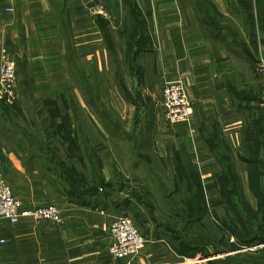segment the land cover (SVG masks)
<instances>
[{
    "label": "crops",
    "instance_id": "crops-1",
    "mask_svg": "<svg viewBox=\"0 0 264 264\" xmlns=\"http://www.w3.org/2000/svg\"><path fill=\"white\" fill-rule=\"evenodd\" d=\"M201 1L0 0V70L14 60L18 76L15 104L0 101V179L62 218L0 222V264H264V0ZM177 79L193 118L168 125L159 101ZM64 124L99 196L60 183ZM123 215L146 243L119 259Z\"/></svg>",
    "mask_w": 264,
    "mask_h": 264
},
{
    "label": "built area",
    "instance_id": "built-area-1",
    "mask_svg": "<svg viewBox=\"0 0 264 264\" xmlns=\"http://www.w3.org/2000/svg\"><path fill=\"white\" fill-rule=\"evenodd\" d=\"M263 78L262 105L264 107V62L260 63ZM18 76L16 62L7 59L0 71V95L9 104L16 102ZM161 105L165 113V121L169 124L190 123L193 118V106L187 89L181 79L165 83L161 96ZM52 218L59 220V211L52 204H44L34 209H24L21 201L15 196L12 188L0 181V221L5 220L17 224L22 217ZM114 238L110 253L116 258H130L139 253L146 239L139 233L135 221L128 215L118 217L110 226ZM4 240H0L3 243Z\"/></svg>",
    "mask_w": 264,
    "mask_h": 264
},
{
    "label": "rangeland",
    "instance_id": "rangeland-1",
    "mask_svg": "<svg viewBox=\"0 0 264 264\" xmlns=\"http://www.w3.org/2000/svg\"><path fill=\"white\" fill-rule=\"evenodd\" d=\"M200 7L205 8V9H208L209 6H208L207 0H202L200 2ZM16 68H17V64H16ZM164 86H165V84H164ZM164 86H163V88H164ZM163 88H162V91H163ZM16 96H17V99H18L17 89H16ZM161 96H162V93H161ZM161 96H160L159 105H160L161 111L163 112L164 121H165V113H164L163 107L161 105ZM0 101L4 105H6V106L7 105L8 106H13L15 104V102L13 104H9L8 101L6 100V98H3L1 95H0ZM79 119H80L79 120V130H80V133L78 135V138H76V139H78L79 141L80 140H83V141L87 142L88 132H87L86 122H85L84 119H81V118H79ZM132 121H133V118L128 119V122H129L130 125L132 124ZM46 123H47V126L49 127V124H50L49 119H46ZM165 123L168 124V125H174V124H169L166 121H165ZM65 128H66V124H64L63 131L61 132L59 130V127L58 126L53 127V131L54 132H53V137H52L53 138L52 140H53V142H55L56 147H59L60 144H63V146H64L63 148H57V150H55V152L52 151L53 157L56 156L58 160L59 159H62L63 162H66L65 163V166H64L65 168H63V172L61 173L62 178H61L60 183H61L62 187L67 191L68 194H70L72 196L73 195L74 196H77V197H74V198L82 199V198L87 197V195H92L94 197L99 196V193H100L99 187L102 186L103 184H102V182L101 183L100 182H97V181L91 182V181L86 180V175H87V172H88V165H84V164L81 165V164H79L77 167L76 166H73V165H75L74 162L77 160V158H79V161L77 160L79 163H81L82 158L85 159V151L84 150L83 151L80 150V153L81 152L82 153L77 158H75L74 155L71 156V154H70L71 149L70 148H67V146H70V145H66V143L68 144V143H71L72 141H71V137L70 136L67 137V134L65 132ZM30 132L31 133H34V130L31 129ZM51 150H53V148H51L50 151ZM63 165H64V163H63ZM75 168L78 169V171L80 172L79 174L78 173L72 174V172H73V170ZM96 168H98V171L100 172V168L97 165H96ZM65 170H67V171H65ZM60 171H62V170L60 169ZM75 178H77V180H75ZM0 181L4 182L5 184L9 185L12 188V186L10 184H8L4 179H0ZM13 193H14V191H13ZM21 203L23 204L22 201H21ZM48 204H52V203H48ZM52 205H54V204H52ZM54 206L59 211V218H60L59 220H55V219H52V218H36V217H33V216H26V217H23V218H32V219H36V220L51 219V220H54V221H57V222H61L62 218H61L60 209L58 208L57 205H54ZM23 208H24V205H23ZM123 216H126V215H123ZM128 216H130V215H128ZM0 222H7V221L2 220ZM7 223H9V222H7ZM19 223H17V224H19ZM9 224H11V223H9ZM12 225H16V224H12ZM135 225H136V228L139 231V233L144 238H146L140 232V229L138 228L136 221H135ZM1 239L4 240L3 243L6 242V240L4 238H0V240Z\"/></svg>",
    "mask_w": 264,
    "mask_h": 264
},
{
    "label": "trees",
    "instance_id": "trees-1",
    "mask_svg": "<svg viewBox=\"0 0 264 264\" xmlns=\"http://www.w3.org/2000/svg\"><path fill=\"white\" fill-rule=\"evenodd\" d=\"M192 188H194V192H195V189H196V192H195V194H194V204H193V206H197V208H199L200 207V205H201V198L202 197H200V193L199 192H197L198 190H199V185H198V182L196 181V180H192ZM197 208H196V210H197Z\"/></svg>",
    "mask_w": 264,
    "mask_h": 264
}]
</instances>
